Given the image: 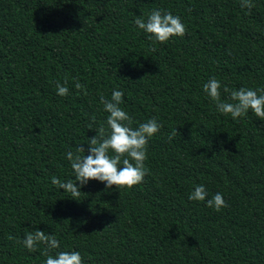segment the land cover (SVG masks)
Segmentation results:
<instances>
[{
    "label": "trees",
    "instance_id": "16d2710c",
    "mask_svg": "<svg viewBox=\"0 0 264 264\" xmlns=\"http://www.w3.org/2000/svg\"><path fill=\"white\" fill-rule=\"evenodd\" d=\"M252 2L0 0V264H43L45 245L23 244L36 229L60 242L50 255L83 264H264V121L222 115L203 92L212 77L222 100L224 86L264 88V0ZM153 9L185 35L148 39L134 20ZM114 89L133 128L162 125L148 174L131 188L90 180L75 200L51 178L75 179L66 153L107 131ZM196 185L227 207L189 200Z\"/></svg>",
    "mask_w": 264,
    "mask_h": 264
},
{
    "label": "clouds",
    "instance_id": "9594fccd",
    "mask_svg": "<svg viewBox=\"0 0 264 264\" xmlns=\"http://www.w3.org/2000/svg\"><path fill=\"white\" fill-rule=\"evenodd\" d=\"M254 6L252 0H241L242 8L251 10ZM134 23L148 34V39L160 43L167 42L171 37H182L186 33V27L180 16H174L171 12L162 9H153L150 13L137 16ZM66 83L56 84L58 95L69 94ZM221 87V82L215 77L203 84V92L215 104L218 113L230 115L233 120H236L245 117L251 110L261 121H264V88L253 90L241 87L238 90H231L224 86L223 91L227 94V99L222 100ZM75 88L87 95L86 88L79 81L75 83ZM123 96L122 90L114 89L110 100L101 97L103 110L109 113L106 120L107 131L101 125L96 135L88 138V154H85V149L81 145L76 147L75 153L72 151L66 153L75 179L61 182L55 176L51 178L53 185L70 193L75 200L81 194L80 188L90 180L104 183L106 189H111L113 186L131 188L142 183L148 174V169L144 164L147 159V144L149 139L159 132L162 125L153 117L133 128L131 126L132 117L120 107L123 103ZM92 119L95 121V117ZM177 134L175 129L169 136V140ZM110 151L112 155H109ZM77 182H79V187H77ZM208 196L209 193L204 185H196L188 198L192 201L206 200V206L215 211L227 207L222 194L215 193L210 199ZM23 244L29 252L36 251L39 244H44L42 255L46 259L43 264H83V258L75 250L59 251L55 256L50 255V250L58 249L60 242L55 235L46 234L45 231L36 229L27 232Z\"/></svg>",
    "mask_w": 264,
    "mask_h": 264
}]
</instances>
